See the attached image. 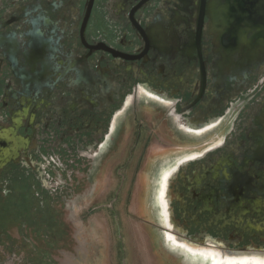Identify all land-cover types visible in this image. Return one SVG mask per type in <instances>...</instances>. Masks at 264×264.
<instances>
[{
    "label": "flooded vegetation",
    "instance_id": "1",
    "mask_svg": "<svg viewBox=\"0 0 264 264\" xmlns=\"http://www.w3.org/2000/svg\"><path fill=\"white\" fill-rule=\"evenodd\" d=\"M108 171L169 250L264 262V0H0V233Z\"/></svg>",
    "mask_w": 264,
    "mask_h": 264
},
{
    "label": "rangeland",
    "instance_id": "2",
    "mask_svg": "<svg viewBox=\"0 0 264 264\" xmlns=\"http://www.w3.org/2000/svg\"><path fill=\"white\" fill-rule=\"evenodd\" d=\"M98 181V186L93 185L96 189L74 195L62 205L59 216L65 226L49 244L46 228L26 236L16 222L9 225L6 233H0V264H44L49 258L58 264H209V259L219 264L216 251L210 256L191 254L178 244L176 250H169L158 227L147 225H154L155 217H149L146 206V212L140 209L145 197L140 187L144 180L138 174L122 178L108 171ZM111 198L110 211L106 205ZM241 264L261 261L248 259Z\"/></svg>",
    "mask_w": 264,
    "mask_h": 264
},
{
    "label": "snow or ice",
    "instance_id": "3",
    "mask_svg": "<svg viewBox=\"0 0 264 264\" xmlns=\"http://www.w3.org/2000/svg\"><path fill=\"white\" fill-rule=\"evenodd\" d=\"M261 264H264V262H261Z\"/></svg>",
    "mask_w": 264,
    "mask_h": 264
},
{
    "label": "bare ground",
    "instance_id": "4",
    "mask_svg": "<svg viewBox=\"0 0 264 264\" xmlns=\"http://www.w3.org/2000/svg\"><path fill=\"white\" fill-rule=\"evenodd\" d=\"M211 260V259H210ZM210 264H212V262H210Z\"/></svg>",
    "mask_w": 264,
    "mask_h": 264
}]
</instances>
